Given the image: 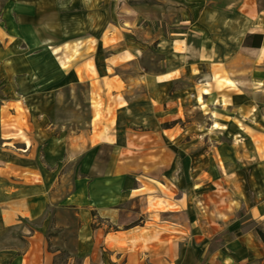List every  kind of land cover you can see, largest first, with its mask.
I'll list each match as a JSON object with an SVG mask.
<instances>
[{"label": "crops", "instance_id": "0c3cea01", "mask_svg": "<svg viewBox=\"0 0 264 264\" xmlns=\"http://www.w3.org/2000/svg\"><path fill=\"white\" fill-rule=\"evenodd\" d=\"M81 2L83 17L75 12L70 20L57 23L54 32L52 25L34 27L29 16L15 14L23 32L16 39L37 50L42 61L52 65L49 76L56 79L57 73L65 74L63 62L68 58L64 54H69L70 60L86 59L85 76L78 70L69 76L84 77L81 81L92 97L91 127L64 142L67 158L78 160L79 177L72 181L68 194L60 198L56 194L57 172L37 171L34 163L36 172L31 174V158L35 157L31 137H14L5 127L9 118L2 117L3 111L13 103L9 101L6 108H0V189L6 185L9 192L0 200V239L17 229L25 241L22 249L0 248V264H53L62 249L50 246L56 237L45 239L50 222L44 218L47 207L60 211V216L73 214L72 246L81 264H195L205 253L206 244L201 237L207 235L212 239L232 235L234 242L217 248L219 253L229 246L244 263L263 259L264 246L257 234L251 231L243 235L240 229L253 223L264 235V154L261 160L257 155L255 164L240 166L230 150L235 169L228 171L220 163L222 149L218 145V151H214L218 161L212 168L206 151L192 153L191 126L197 125L200 131L208 120L203 104L192 108L189 98L197 88L204 89L206 95L199 94L204 103L213 104L218 111L231 110L235 95L246 86L247 103L252 100V104L245 108L254 109L255 90L262 89L264 95V0ZM56 5L59 13H72L81 3L57 0ZM40 9H45L43 4ZM244 20H249V24L235 45L234 32L221 28L220 22L235 26ZM12 30L19 29L11 27L8 45L16 40ZM97 32L100 34L96 37ZM254 35L262 36L260 48L243 46L245 37ZM96 43L105 46L103 58L114 62L113 71L105 77L121 78L120 86L107 87L105 77L96 79ZM80 52L85 57L79 58ZM148 52L161 57L157 74H146L138 67V61ZM244 59H250L252 66L233 68ZM121 61L132 62L135 67ZM178 80L184 82L182 89L174 88ZM258 82L261 86L256 88ZM232 83L241 88H233ZM8 87L5 90L10 97ZM22 88L21 92L28 91L27 87ZM261 108L264 114V103ZM194 110L198 115L195 121L191 120ZM247 116L254 124L264 125V117L251 113ZM27 119L29 122V116ZM209 121L218 128L219 112ZM179 122L182 127H178ZM247 130L252 133L248 138L264 142V134L249 127ZM209 133L216 140L221 136L218 130ZM17 139L23 147H15ZM43 147L49 148L46 143ZM16 150H21V154ZM108 150V160L101 162ZM195 157L203 158L197 166L192 165ZM197 189L199 193L195 192ZM211 196H218V209L213 215L218 223L210 227L204 222L201 226L202 215H197L194 206L201 198H205V203L199 204L207 205ZM240 205L248 211L245 215L249 218L238 227L232 222ZM40 219V227L23 224ZM178 219L182 226L176 223ZM249 237L260 252L259 259L234 245ZM177 238H182V245ZM60 245L65 250L66 244Z\"/></svg>", "mask_w": 264, "mask_h": 264}, {"label": "rangeland", "instance_id": "374dc122", "mask_svg": "<svg viewBox=\"0 0 264 264\" xmlns=\"http://www.w3.org/2000/svg\"><path fill=\"white\" fill-rule=\"evenodd\" d=\"M56 1L57 0H0V53L1 51L6 52L4 54L6 56L0 54V108H6L5 103L9 101L13 103L10 106L11 108L9 107V109L3 111L2 117L9 118L8 125H5V127L7 126L6 128H8L9 134H13L14 137H31V150L35 156L31 158V174L34 175L36 172L33 165L34 163L37 165V171L49 172L50 170H53L57 172V193L54 188L52 191L61 198L68 194L72 181L79 177L78 160L74 159L70 161L67 158L64 142L66 139L85 132L91 127L89 104L92 97L88 94L86 83L81 81L84 78L83 76H85L86 63L88 62L86 59L79 61L70 60V55L64 54L63 56L68 58L63 62L65 74L57 73L56 79L52 75L49 76V71H52V65H49V63L44 60L42 61L43 57L38 55L37 50L18 42V39H16L20 38V35L22 37L23 32L19 28L20 26L22 27V25L17 22L15 17V14H21L22 12L25 16L31 18L30 24L32 26L41 27V25L44 24L52 25V32H54L53 30H55L54 28L57 23L70 20L75 12H78L79 15L83 17L85 11L84 5H82L83 2L81 1L86 0H80L81 5L72 13H59ZM39 3L41 5H39ZM42 4L45 7L43 10L40 9ZM15 6L17 8H15ZM23 7L31 10H24ZM14 9L15 11H13ZM32 9L36 11H33ZM8 22L10 29L11 27L16 29V31L19 29L18 32H20L19 34L18 32H13V30L11 31V34H13L16 40L9 45L6 41L7 36L10 35ZM99 32L101 31L99 30ZM99 32L95 34L96 37L99 36ZM82 48H85V46H82L81 49ZM94 49V66L98 73L96 79L99 80L103 79L105 74L113 69L111 66L114 62H109L103 58L102 53L105 49L103 44L96 43ZM77 56L79 58L81 56L85 57L81 52ZM89 61L91 64L92 61ZM160 61V56L148 52L138 61V67L143 69L146 74H157L159 73L158 68L160 66ZM121 62L123 65H133L135 67V64H132V62ZM250 62V59L249 61L245 59L240 60L238 62L239 67L233 68H239V70L246 69V67L252 66ZM74 70H78L79 74L83 76H80L79 79L75 76H69L70 73H74ZM105 78L107 79V87H109V85L111 87H118L123 83L121 78ZM222 83L227 84L224 81ZM183 84L184 82L182 80H178L176 81L174 88L182 89L184 86ZM231 85L233 88L234 86L241 88L237 83H232ZM256 85V88H258V84ZM6 86H9L8 88H10L8 92L10 97L5 90ZM23 86L27 87L28 91L24 93L21 92ZM95 86L97 88V84ZM100 88L103 87L100 86ZM196 90H198L196 93L191 94L189 102L192 108L197 106V104H203L204 108H206V114L204 116L207 118L208 123L200 126V131L197 125L191 126V131L193 132L192 138L194 139V141H192V153L202 150L206 151L209 164L213 168L215 161H218L217 155L214 151H218L216 148L220 145V148L222 149L220 150V163L228 171H233L235 169L234 165H231V151L233 152L234 159L238 161L237 163L240 166H242V164H255L258 160L257 155L261 156L259 157L261 160L262 154H264V142L252 140V137L251 139L248 138V135H251L252 133H249L247 127L264 134V125L254 124V120L249 121L247 115L248 113H251V115L255 114L264 117L263 109L261 108L264 103L262 89H259L258 91L255 90L254 105L256 106L253 110H251V108L250 110L245 108L246 104L251 103L252 101L250 100L249 94L250 101L247 103L248 94L245 86L242 88V93L235 95L236 103L234 109L224 111L216 110L213 107V104L204 103L203 98H201L199 94L205 96L206 90L201 89V91H199V88ZM1 112L2 110L0 109V114ZM196 112L197 110L192 111L191 120L194 118L195 121V117H198ZM218 112L221 123H218V128H214L213 125H210L209 120L214 118ZM28 116L30 118L29 122L27 119ZM182 126V123L179 122L178 127ZM231 128H233V131H231ZM214 130H218V132L221 133V136L218 138L219 140L214 139L213 135H209V132ZM226 131L227 133H225ZM228 134H232L234 137L229 139L227 137ZM228 140H231L232 142ZM21 142L20 139H17L15 141V147H23ZM45 143L49 146L47 150L43 147V144ZM16 151L21 154V150ZM108 153L109 150L104 151L101 162H106L108 160ZM242 154L243 157L240 156ZM247 155H249L250 158L247 157ZM19 159L20 161L22 160L21 157ZM202 160L203 158L200 159L199 157H195L192 159V165L197 166ZM195 192L199 193V190L197 189ZM208 197H206L208 200L211 199ZM211 197L212 200L208 201L207 205L199 204L202 201L205 203V198L198 199L197 204L195 203L194 207L197 215L200 213V216L202 215V217H205L204 219L201 217V226L204 222L210 227H213V224L218 223V220L215 221L213 216L215 210L218 209V196L216 198L213 196ZM247 212L248 211L240 205L238 213L233 216L232 223H238V227L241 226V224H245L249 218L245 215ZM60 213V211L53 207H47L44 210V218H49L50 220L45 239L48 238L51 240V238L56 237V241L54 240L53 243H50V246H53L52 249H62L60 254L55 257L53 264H67L68 262V264H81V260L75 257L73 250L74 246H72V244H74L73 232L75 229V219L72 216L73 214L70 213V215L60 216ZM42 222L43 219H40L33 223H27L24 221L23 224L34 228L40 227ZM176 223L180 226L183 225V222L180 219H178ZM196 223L199 224L198 221ZM226 223L227 222H224V224ZM71 230L72 233H70ZM212 237L213 236L211 235L201 237V242L203 241L206 244V250L202 258L197 260L195 264H254L255 261L244 263L242 257L237 254L236 251H232V248L230 249L229 246L227 247L228 249L225 250L222 248V251L220 253L218 252L217 248L221 249L222 245H225L230 241L234 242L232 240V235L216 236L218 237L217 242L214 241L216 237L213 239ZM177 239L179 240V244L182 245V238ZM66 241H68V244ZM61 243L62 245L66 244L65 250L61 247ZM24 245L25 241L21 239V235L17 229L10 230L9 234L0 239V248L22 249L24 248ZM234 245L239 246L244 250H248L253 257L259 259L260 252L253 244L252 237L240 239ZM69 259H71V261H69ZM175 260L177 261L178 259Z\"/></svg>", "mask_w": 264, "mask_h": 264}, {"label": "trees", "instance_id": "16d2710c", "mask_svg": "<svg viewBox=\"0 0 264 264\" xmlns=\"http://www.w3.org/2000/svg\"><path fill=\"white\" fill-rule=\"evenodd\" d=\"M262 43V36L260 35H254V36H246L244 39L243 46L252 48V49H259L260 45ZM251 231H254L257 236L259 237L260 241L262 242L264 246V235L258 230V228L255 226V224L251 223L243 228L240 229V232L245 235ZM215 242L218 241V237L214 239ZM264 264V258L257 260L254 262V264Z\"/></svg>", "mask_w": 264, "mask_h": 264}, {"label": "bare ground", "instance_id": "6f19581e", "mask_svg": "<svg viewBox=\"0 0 264 264\" xmlns=\"http://www.w3.org/2000/svg\"><path fill=\"white\" fill-rule=\"evenodd\" d=\"M66 3L67 2H65V4ZM60 6H61V8H63L65 5H60ZM248 24H249V20H244L241 25L237 24L235 26L232 25L231 23L220 22L221 28H228L231 32H234L232 41L235 45L239 44L240 40L243 38L244 33H245V29H246ZM135 53H136V51H135ZM256 84H258L259 87L261 86V83H259V82ZM214 128H217V127L215 126ZM227 137L229 139H232V136L230 134H228ZM6 193H9L8 192V186L2 185V188L0 189V200H2V198H4V195H6Z\"/></svg>", "mask_w": 264, "mask_h": 264}]
</instances>
